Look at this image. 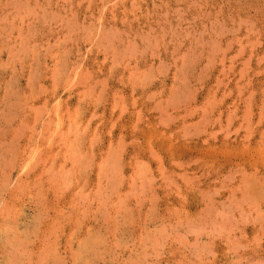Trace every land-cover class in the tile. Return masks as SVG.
Returning <instances> with one entry per match:
<instances>
[{"label": "rangeland", "instance_id": "1", "mask_svg": "<svg viewBox=\"0 0 264 264\" xmlns=\"http://www.w3.org/2000/svg\"><path fill=\"white\" fill-rule=\"evenodd\" d=\"M0 264H264V0H0Z\"/></svg>", "mask_w": 264, "mask_h": 264}]
</instances>
